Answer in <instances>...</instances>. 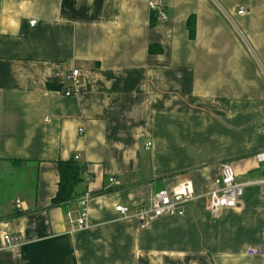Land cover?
<instances>
[{"label":"crops","instance_id":"0c3cea01","mask_svg":"<svg viewBox=\"0 0 264 264\" xmlns=\"http://www.w3.org/2000/svg\"><path fill=\"white\" fill-rule=\"evenodd\" d=\"M262 150L264 0H0V264H264L247 255L260 187L216 218L206 196L222 164L262 179ZM68 160L81 182L56 205ZM186 180L199 199L181 217L142 229L115 211Z\"/></svg>","mask_w":264,"mask_h":264},{"label":"built area","instance_id":"2783aa9c","mask_svg":"<svg viewBox=\"0 0 264 264\" xmlns=\"http://www.w3.org/2000/svg\"><path fill=\"white\" fill-rule=\"evenodd\" d=\"M150 8L154 12L156 18L160 22L168 19V14L156 1L150 3ZM245 11L241 9L238 14H243ZM32 26L36 24L35 21L30 23ZM80 69L73 70L68 76L70 86L76 89L79 80ZM68 91V95H71ZM150 146V144H148ZM257 162L262 166L263 178L256 182H241L236 179V173L230 164H222L220 175L214 179V188L206 195L209 199V212L213 217H218L225 209L237 208L240 204V199L243 196L245 187L256 185L261 189L262 199L264 200V150L257 153ZM113 181V180H111ZM91 193H85L80 199L79 204L82 208L78 226L80 229L88 228L87 223L89 218V201L91 200ZM199 197L196 195L194 186L190 181H183L173 189H161L157 191L151 201L138 208L135 213L126 206H117L115 211L119 214L120 219H127L135 217L140 223L142 229L149 228L155 221L164 217H181L184 215V205L194 202ZM5 243L10 248H18L20 246L21 237L19 236H5ZM247 255L250 257L263 256L264 245L257 247H249Z\"/></svg>","mask_w":264,"mask_h":264},{"label":"trees","instance_id":"16d2710c","mask_svg":"<svg viewBox=\"0 0 264 264\" xmlns=\"http://www.w3.org/2000/svg\"><path fill=\"white\" fill-rule=\"evenodd\" d=\"M193 24V21H189L188 23L191 36L194 34ZM58 168L60 182L58 193L54 200V204L56 205L71 201L74 197L76 186L81 182V169L75 160L61 161L59 162Z\"/></svg>","mask_w":264,"mask_h":264}]
</instances>
